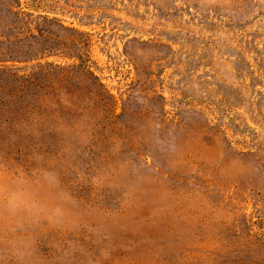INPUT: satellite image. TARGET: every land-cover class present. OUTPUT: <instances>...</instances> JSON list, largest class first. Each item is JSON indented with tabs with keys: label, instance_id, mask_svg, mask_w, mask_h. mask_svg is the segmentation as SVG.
<instances>
[{
	"label": "rangeland",
	"instance_id": "374dc122",
	"mask_svg": "<svg viewBox=\"0 0 264 264\" xmlns=\"http://www.w3.org/2000/svg\"><path fill=\"white\" fill-rule=\"evenodd\" d=\"M0 264H264V0H0Z\"/></svg>",
	"mask_w": 264,
	"mask_h": 264
},
{
	"label": "trees",
	"instance_id": "16d2710c",
	"mask_svg": "<svg viewBox=\"0 0 264 264\" xmlns=\"http://www.w3.org/2000/svg\"><path fill=\"white\" fill-rule=\"evenodd\" d=\"M31 94H32V98H33V97L35 96V91L32 90ZM30 102H31V104H30ZM30 102H29V104L25 107L26 111H29L30 108H31V109L33 108V109L35 110V109L39 106V105H38V104H39V103H38V100H35V99H34V100L30 101ZM30 105H31V106H30Z\"/></svg>",
	"mask_w": 264,
	"mask_h": 264
}]
</instances>
